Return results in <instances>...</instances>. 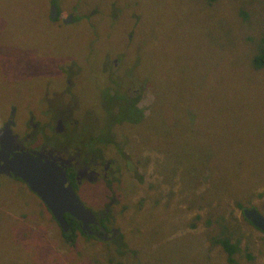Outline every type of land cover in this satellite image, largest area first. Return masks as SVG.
<instances>
[{"label": "rangeland", "instance_id": "374dc122", "mask_svg": "<svg viewBox=\"0 0 264 264\" xmlns=\"http://www.w3.org/2000/svg\"><path fill=\"white\" fill-rule=\"evenodd\" d=\"M243 28L264 47L254 0H0V123L11 106L46 121L63 105L78 121L69 137L111 140L112 188L77 196L94 212L116 197L121 237L70 245L36 195L2 180L0 264H228L223 239L239 264H264V236L243 216H264V69ZM133 103L143 125L118 119L119 106L138 115Z\"/></svg>", "mask_w": 264, "mask_h": 264}, {"label": "flooded vegetation", "instance_id": "af4514ba", "mask_svg": "<svg viewBox=\"0 0 264 264\" xmlns=\"http://www.w3.org/2000/svg\"><path fill=\"white\" fill-rule=\"evenodd\" d=\"M55 18L53 21H55ZM71 18L72 16L68 15L65 19L66 22L64 20H62V22L67 23L71 21ZM59 70L61 72L60 75L64 74V69ZM72 86V80L69 81L68 86L65 84L67 91H71L69 88ZM57 109V117L52 119L49 117L46 121L42 119H37L35 121V116L32 113H29L21 120L20 115H18V108L15 106L9 108L8 115L5 120L0 123V129H2L5 128V125L9 122H13V125L9 124L10 137L7 134L0 136V150L3 144L0 153V167H2L0 168V183L2 180L12 184L18 182L22 184L29 193L34 194L28 186L20 179L14 177L11 172L5 173L3 168L7 166L9 160L11 161L14 158V154L22 155L26 153L33 158H39L42 163L60 167L65 173L66 185L71 186L76 195H78L77 190L84 185L98 181L103 183L106 190H110L113 186L110 181L114 179L115 172L112 170V167H114L113 161L111 159H105L102 154L104 149L108 146L102 144L105 138L100 142L102 147H97L94 146V142L88 139L89 137L86 135H83V133L69 137L68 132L77 126L78 121L72 117V112L65 111L63 105L58 106ZM69 138L75 141H70ZM91 150L97 151L96 154H93ZM33 164L34 162L31 161L29 167ZM33 196H35V194ZM77 197L79 198V196ZM79 200L83 203L80 198ZM38 201L44 204L40 198ZM118 204L117 198L111 195L107 202L101 203L96 212L83 203L85 208H88L94 214V222L90 224L89 227L90 232L95 234L89 235L87 231H82L79 222L75 220L83 236L86 235L91 237V239L95 238L98 241L106 243H115V246L121 243L119 229L114 225L116 216L113 215L111 211V209ZM121 205L125 206L127 203L124 202ZM44 206L46 207L45 204ZM118 215L123 221L127 218V214L125 211H122V208L118 209ZM104 216H108L112 222H106V220L102 221ZM55 223L57 222L55 221ZM60 231L64 233L61 229ZM68 232L69 231L65 233Z\"/></svg>", "mask_w": 264, "mask_h": 264}, {"label": "water", "instance_id": "95a60500", "mask_svg": "<svg viewBox=\"0 0 264 264\" xmlns=\"http://www.w3.org/2000/svg\"><path fill=\"white\" fill-rule=\"evenodd\" d=\"M56 15L57 8L51 6V20H53ZM64 21L66 22V20ZM9 124L13 125V122H9L5 125V128L0 129V136L7 134L10 137ZM2 145L0 153L2 151ZM31 161H33L34 164L29 167ZM3 168L5 173L11 172L14 177L20 179L38 198H40L64 233L69 230V226L65 220V215L68 214L79 222L82 231H87L89 235H95L90 232L89 227V225L94 222L93 212L85 208L72 187L66 185L65 173L60 167L42 163L39 158H33L29 154L24 153L22 155L14 154V158L11 161L9 160L7 166ZM243 216L249 220L255 228L264 233V216L255 208L244 209Z\"/></svg>", "mask_w": 264, "mask_h": 264}, {"label": "trees", "instance_id": "16d2710c", "mask_svg": "<svg viewBox=\"0 0 264 264\" xmlns=\"http://www.w3.org/2000/svg\"><path fill=\"white\" fill-rule=\"evenodd\" d=\"M205 1L207 3H209V4H213V3L217 2V0H205ZM254 1L257 3L258 13L260 15H264V0H254ZM245 2H246V0H243V3H245ZM248 28H243V30L240 32V34L247 41L253 40V41H251L252 44H253V48H252V51H251L252 59L250 60V64H251V67L253 68V72L257 73L256 69H260V68L262 70L264 69V47L262 45L263 44V38L261 36L258 37V35L254 32L253 29L250 28V31H249ZM254 35L256 36L255 39L253 38ZM110 100H111V98H110ZM133 107L138 112V115L135 112H134V115H133V113L131 115V112H129L126 109H124V108L119 106V109H118L117 112H118V116H120V117L118 119H120V118L125 119V117H130V118H133L136 123H139L140 121L143 120V122L141 123L143 125L147 121V118L143 119V117H144L143 111L141 109H139L136 106V104L133 103ZM119 111H121V113H119ZM128 123H130V122H128ZM141 124H140V126H141ZM105 141L108 143L111 140L105 138ZM207 178L209 179V182H210L209 175H207ZM200 179L197 182H191V183H199L200 184ZM209 185H210V183H209ZM251 188H253V185H252ZM207 192H208V190H207ZM202 195L203 194L197 196V198L201 197ZM200 203H201L200 201L196 200L194 202V207L198 208L200 206ZM251 208H253V207H251ZM196 218H198V215H196ZM65 220L67 221V224L69 226V230H68L69 232L68 233H62L60 231V235L63 237V239L66 241V243H69L70 245H73L75 243V241H76L78 236H81V237H83L85 239L91 238V237H88L86 235L83 236V233L79 230L78 225L75 222L74 218H72L71 216L66 214L65 215ZM105 220H106V222L107 221L110 222V218L108 216H104L102 221H105ZM245 220L252 226V224L250 223L249 220H247L246 218H245ZM255 229L257 231L261 232L259 229H257V228H255ZM262 235L264 236V233H262ZM92 240L95 243L99 242L103 246H109L108 243L102 242V241H98L95 238H92ZM217 243L220 244L222 249L225 251L226 256H227V263L228 264H239L238 261L234 257V255L236 253V250H237V246L235 244L230 243L226 239L219 240V241H217ZM248 258L250 259L251 257H248ZM35 263H37V262L35 261Z\"/></svg>", "mask_w": 264, "mask_h": 264}]
</instances>
